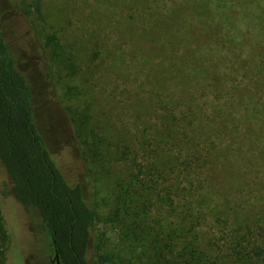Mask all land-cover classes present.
<instances>
[{
	"label": "trees",
	"instance_id": "16d2710c",
	"mask_svg": "<svg viewBox=\"0 0 264 264\" xmlns=\"http://www.w3.org/2000/svg\"><path fill=\"white\" fill-rule=\"evenodd\" d=\"M240 4L185 0L137 39L157 59L158 87L179 96L152 99L150 112L162 109L154 122L161 137L150 161L117 184L106 212L117 244L99 264H264V188L253 195L247 181L264 168V7L243 12L251 29L243 32ZM50 43L60 48L55 36ZM207 83L224 99L212 119L198 114L189 93ZM34 117L31 86L0 39V264H8L18 208L36 213L59 264H97L94 251L106 250L96 236L95 188L66 179ZM244 188L243 203L228 200ZM207 220L214 228L202 230ZM12 262L20 264L17 255Z\"/></svg>",
	"mask_w": 264,
	"mask_h": 264
},
{
	"label": "rangeland",
	"instance_id": "374dc122",
	"mask_svg": "<svg viewBox=\"0 0 264 264\" xmlns=\"http://www.w3.org/2000/svg\"><path fill=\"white\" fill-rule=\"evenodd\" d=\"M245 1L239 0L241 4L234 10L240 14L237 20L243 32H251L243 12L264 7V0H247L250 5ZM184 2L0 0V39L7 43L31 86L35 122L52 158L70 183L86 181L95 188L92 201L100 214L96 236L106 250L97 247L94 251L97 264L99 256L110 253L117 244L106 212L114 194L119 193L118 182L139 172L135 163L150 161L151 143L161 137L154 122L157 124L162 109L156 108L152 114L151 105L156 103L152 99L179 96L176 88L158 87L162 75L156 73L157 59L149 45H141L137 39ZM52 36L59 40L56 51L52 43L47 45ZM189 93L194 94L193 105L202 110L198 113L202 118L212 119L223 106L224 99L208 83L193 86ZM263 170L248 174L253 195L260 183L264 188ZM245 194V188L242 193H229L228 200L243 203ZM9 203V208H16ZM34 213L18 208L10 232L8 264H13L15 255L20 264H50L47 242ZM210 225L214 228L212 220H207L201 228L207 230Z\"/></svg>",
	"mask_w": 264,
	"mask_h": 264
},
{
	"label": "flooded vegetation",
	"instance_id": "af4514ba",
	"mask_svg": "<svg viewBox=\"0 0 264 264\" xmlns=\"http://www.w3.org/2000/svg\"><path fill=\"white\" fill-rule=\"evenodd\" d=\"M50 258V264H56L55 261H54V258L52 259L51 257Z\"/></svg>",
	"mask_w": 264,
	"mask_h": 264
},
{
	"label": "water",
	"instance_id": "95a60500",
	"mask_svg": "<svg viewBox=\"0 0 264 264\" xmlns=\"http://www.w3.org/2000/svg\"><path fill=\"white\" fill-rule=\"evenodd\" d=\"M54 261H55L56 264H59V261L57 259V256H55Z\"/></svg>",
	"mask_w": 264,
	"mask_h": 264
}]
</instances>
